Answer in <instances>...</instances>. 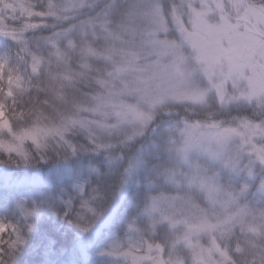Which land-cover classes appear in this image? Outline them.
<instances>
[{
	"label": "snow or ice",
	"instance_id": "obj_1",
	"mask_svg": "<svg viewBox=\"0 0 264 264\" xmlns=\"http://www.w3.org/2000/svg\"><path fill=\"white\" fill-rule=\"evenodd\" d=\"M0 264H264V0H0Z\"/></svg>",
	"mask_w": 264,
	"mask_h": 264
}]
</instances>
